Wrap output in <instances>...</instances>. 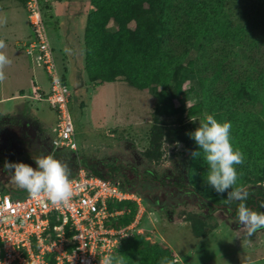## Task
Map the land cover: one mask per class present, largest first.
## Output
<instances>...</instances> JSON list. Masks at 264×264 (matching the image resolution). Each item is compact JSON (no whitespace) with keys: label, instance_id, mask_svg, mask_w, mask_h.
<instances>
[{"label":"rangeland","instance_id":"obj_1","mask_svg":"<svg viewBox=\"0 0 264 264\" xmlns=\"http://www.w3.org/2000/svg\"><path fill=\"white\" fill-rule=\"evenodd\" d=\"M43 1L50 40L72 93V117L79 145L76 151H67L65 158L61 155L58 159H70L74 163L83 162L86 164L84 168L93 170L113 167L118 161L145 176L161 180L148 184L152 194L155 193L153 196L147 198L140 194L146 207L139 223L140 234L151 244L170 249L172 257L179 256L182 264H264V228L251 237L248 236L237 216H231L224 207H220L223 203L218 204L212 213L213 217L204 228V232L213 233L206 237L197 234L200 220H209L210 206L196 204L194 200L198 201L195 198L197 196H187L186 191L177 192L172 187V181H181L183 173L187 176L183 164L190 148L184 141L175 139L169 142L165 137L159 140L157 135L156 141H153L151 131L154 124H161L167 136L168 133L172 134L174 128L180 126L191 135L205 116L211 114L209 110L205 109L191 116L185 109L184 113L165 114L156 119V95L163 87L159 86L157 91L154 88L140 89L131 85L125 76H118L115 81L99 85L88 81V87L75 90L78 78L76 79L72 70V63L67 67L66 58L61 54L60 38L64 35L70 42L69 46H76V51H79V47L80 50L81 47L84 48L83 38L88 14L93 9L91 0H58L49 8L48 1ZM226 9L235 12L229 20L238 19L240 5L229 7L227 4ZM129 26L133 28L134 23ZM61 27L63 31L58 33L57 30ZM109 28L115 30L116 25L112 22ZM0 37L6 44L3 51L11 61L5 68L7 78L0 84V162L4 161L0 166V188L7 190L14 198L23 199L29 193L14 183L11 174L2 170L3 166L8 161L24 162L35 168V158L50 154L49 150L42 147V138L47 132L50 133L56 112L46 101L31 97L32 82L36 85L41 82L40 86L43 85L42 88L47 92L50 83L46 72L37 64L36 58L30 56L25 46L33 37L25 0H0ZM239 50L245 52L243 48ZM69 54L72 56L73 53ZM78 54L74 53L76 57ZM78 58V66L81 63L83 65V55ZM242 65L253 69V65L246 60H243ZM243 69L244 67H241V70ZM192 85H198L195 77H192V81L184 83L186 93L173 99L176 109L189 108L201 100V96L186 91ZM22 90L25 91L26 97L4 99L2 96H17ZM171 93L173 89H169V96ZM17 102H23L24 109L16 111ZM165 102L169 103V100ZM226 107L233 111L234 115L230 120H234L236 124L248 114L252 116L260 111L255 108L254 102L248 100L238 105L228 103ZM29 131L33 132L34 138L30 137ZM157 150L161 152H156ZM247 167L253 170L251 163H247ZM126 174L130 180L131 175ZM259 177L264 186V162ZM187 180L188 186L203 197L195 189L197 185L200 187L201 183L190 181L188 176Z\"/></svg>","mask_w":264,"mask_h":264},{"label":"trees","instance_id":"obj_2","mask_svg":"<svg viewBox=\"0 0 264 264\" xmlns=\"http://www.w3.org/2000/svg\"><path fill=\"white\" fill-rule=\"evenodd\" d=\"M91 4L93 9L88 14L84 33L86 57L82 69L87 71L89 81L99 85L125 76L131 85L140 89L157 91L162 86L163 92L156 95V119L165 114L184 113L185 109L191 116L208 109L220 122L230 121L231 141L244 154V163L236 166L238 184L246 187L248 207L261 211L260 205L264 204V186L259 177L264 162V0H91ZM227 4L229 7L240 5L237 20H229L235 12L228 11ZM112 22L115 30L109 28ZM130 23H134L133 28ZM243 60L251 63L253 69L242 65ZM82 70L78 74L80 78ZM192 77L198 85L186 91L201 96V100L189 108L176 109L173 99L186 93L184 83L192 81ZM169 89H173L171 96ZM246 100L254 102L260 111L252 116L248 114L236 124L230 120L234 113L226 105H238ZM53 121L52 128L57 117ZM171 132L167 136L165 128L156 123L151 134L154 142L165 137L169 142L184 141L190 148L183 168L190 181L201 183L195 189L210 200L207 199L209 220L201 219L200 229L196 231L202 237L209 236L213 231L204 232V228L218 204L236 207L239 201L229 203L226 193L218 195L203 181H206L208 165L202 151L198 158L190 155L200 150L192 136L181 126ZM47 133L52 141V129ZM67 151H58L55 157L65 158ZM247 163L252 164L253 170L246 168ZM87 170L115 179L101 170ZM110 208H130L121 218L122 225L132 222L138 211V205L128 200L111 203ZM114 255H124L126 264H159L164 256L172 258L170 249L151 244L140 233L123 239Z\"/></svg>","mask_w":264,"mask_h":264},{"label":"built area","instance_id":"obj_3","mask_svg":"<svg viewBox=\"0 0 264 264\" xmlns=\"http://www.w3.org/2000/svg\"><path fill=\"white\" fill-rule=\"evenodd\" d=\"M33 28L27 52L36 58L50 83L49 91L33 84L34 99L46 101L56 112L50 154L79 147L72 117L71 90L59 65L45 20L43 0H25ZM52 4L58 0H47ZM74 194L68 206L54 205L46 196L14 198L0 189V264H99L113 255L123 239L140 233L146 207L140 193L119 180L104 178L80 167L70 174ZM133 201L134 220L120 224L126 209L111 203Z\"/></svg>","mask_w":264,"mask_h":264},{"label":"clouds","instance_id":"obj_4","mask_svg":"<svg viewBox=\"0 0 264 264\" xmlns=\"http://www.w3.org/2000/svg\"><path fill=\"white\" fill-rule=\"evenodd\" d=\"M5 41L0 39V84L6 80L5 68L11 63L3 49ZM193 120V119H192ZM195 122V120H193ZM231 122H220L213 114H207L199 123V127L191 133L199 151H192L193 158L201 156L208 165L207 184L220 196H225L229 203L239 201L237 219L252 236L264 228V212L248 207V192L242 184H238V165L244 163V154L234 147L231 141ZM37 167L24 162H8L4 169L11 174L14 183L25 189L32 198L44 195L54 205L68 206L74 194L67 165L53 154L35 158ZM264 208V204L260 205ZM99 264H126L124 255H113L111 251L100 257ZM159 264H182L179 256H164Z\"/></svg>","mask_w":264,"mask_h":264},{"label":"flooded vegetation","instance_id":"obj_5","mask_svg":"<svg viewBox=\"0 0 264 264\" xmlns=\"http://www.w3.org/2000/svg\"><path fill=\"white\" fill-rule=\"evenodd\" d=\"M36 134V133H35ZM29 135L31 138H34L33 132L29 131ZM43 143H42V147L46 150H49V152H51L52 149V143L51 140L49 141V135L46 134L43 138ZM41 147V148H42ZM63 163H65L67 165V168L69 169V172H75L79 169V167L86 165L83 162L80 163H74L72 162L70 159H63L61 160ZM4 162V161H3ZM0 162V166H2V163ZM4 166H3V169ZM104 173H110L112 175H114L116 180H119L120 183L124 186H126L129 189H132L138 193H140L141 195L146 196L147 198L153 196L152 194V189H150V187L148 186V184H152L154 182H161V180H155L153 178H150L148 176H145L139 172L136 171V169L134 168H130L128 166H126V164H122L120 162H115L113 164V167H106L104 170H101ZM126 173H129L131 175V179H128V175ZM173 185L172 187L175 188L177 190V192H187V196H197L195 197L198 201L194 200V202H196V204H202L209 206V204H207V200L202 197L200 194L196 193L195 190L191 187L188 186V180H187V176L185 175V179L182 181L179 180H174V182L172 181ZM165 194V193H163ZM166 198L168 199L169 196L166 194ZM238 205L236 207H231L229 205H224V209L227 210L231 216H237V209ZM261 212H264V208L261 209Z\"/></svg>","mask_w":264,"mask_h":264},{"label":"crops","instance_id":"obj_6","mask_svg":"<svg viewBox=\"0 0 264 264\" xmlns=\"http://www.w3.org/2000/svg\"><path fill=\"white\" fill-rule=\"evenodd\" d=\"M58 33H62V31H63V28L61 27V28H59L58 30ZM0 39H1V37H0ZM7 40V39H6ZM60 41H61V54H63L64 55V57L66 58V63H67V67H69V65L72 63V70L74 71V73H75V75H76V79L78 80H76V84H75V90H80V89H82L83 87H88L89 85L87 84V83H89L90 81L88 80V75H87V71L86 70H82L83 69V67L85 66V57H86V55H85V46H84V48L82 49V47H81V50H80V47L78 48L79 49V51L77 50L76 51V46L75 45H72V46H69V44H70V42H68V40L65 38V36L63 35V38L61 37L60 38ZM83 44L85 45V42H84V38H83ZM70 52H72L73 54H72V56L69 54ZM26 53V52H25ZM74 53L76 54V53H79L78 54V56L76 57L75 55H74ZM27 54V53H26ZM28 55V54H27ZM79 55L80 56H82L83 55V58H84V62H83V65H82V63L78 66V63H79ZM30 56H32V55H30ZM69 61H70V63H69ZM78 61V62H77ZM61 66V65H60ZM69 68H67V72L66 73H68L69 72V70H68ZM83 71L81 74H82V78H80L79 76H78V74L80 73V71ZM32 80V79H31ZM82 81H86V84H84L83 86H82ZM89 81V82H88ZM37 82V81H36ZM67 82H68V80H67ZM35 82H32V85L34 84ZM77 83H79L78 85H77ZM85 83V82H84ZM40 85H41V82H40ZM39 85V86H40ZM43 86V85H42ZM42 86H40L41 88H42ZM43 89V88H42ZM44 90V89H43ZM94 93H95V91H94ZM26 93H25V91L24 90H22V93L20 94V95H17V96H15V95H10L9 97H5L4 95H2L3 96V98L4 99H18V98H20V97H26V95H25ZM71 95H72V93H71ZM0 100H2V99H0ZM37 100V99H36ZM24 107H25V104L23 103V102H17L16 104H15V109H16V111H18L19 109H24Z\"/></svg>","mask_w":264,"mask_h":264},{"label":"water","instance_id":"obj_7","mask_svg":"<svg viewBox=\"0 0 264 264\" xmlns=\"http://www.w3.org/2000/svg\"><path fill=\"white\" fill-rule=\"evenodd\" d=\"M220 207H224V205H220Z\"/></svg>","mask_w":264,"mask_h":264}]
</instances>
